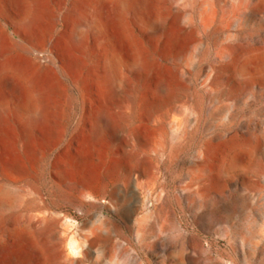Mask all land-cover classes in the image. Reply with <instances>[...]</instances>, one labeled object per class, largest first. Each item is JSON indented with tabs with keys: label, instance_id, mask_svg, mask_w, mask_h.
<instances>
[{
	"label": "rangeland",
	"instance_id": "rangeland-1",
	"mask_svg": "<svg viewBox=\"0 0 264 264\" xmlns=\"http://www.w3.org/2000/svg\"><path fill=\"white\" fill-rule=\"evenodd\" d=\"M45 1L15 35L22 11L0 0V264H43L9 208L51 225L58 264H264L257 0H87L70 16L78 0ZM161 16L180 41L167 42ZM27 77L46 106L34 123ZM100 109L111 123L97 131ZM231 137L260 146L233 162Z\"/></svg>",
	"mask_w": 264,
	"mask_h": 264
},
{
	"label": "bare ground",
	"instance_id": "bare-ground-1",
	"mask_svg": "<svg viewBox=\"0 0 264 264\" xmlns=\"http://www.w3.org/2000/svg\"><path fill=\"white\" fill-rule=\"evenodd\" d=\"M86 2H87V0H78V2H74L72 4V9L67 10V15L70 16L72 14V12H74L75 9L85 10L83 7L84 6L86 7ZM16 4L18 5L19 10H21L22 12H21V19L11 21V25L14 28L13 30H14L15 35L20 33L19 29H25L22 31L26 32L27 29H30L32 26H34L36 23H38V21H40V19L43 17L44 13L47 12V10H48V6H47V3L45 0H16ZM255 7L257 9L264 10V0H257ZM158 17H160V16H158ZM83 23H84V19L81 18L78 26H82ZM159 23H160L159 26H161V29H162L161 32H163L162 34L166 37V40L168 43L172 44V43H177L178 41H180V38L173 33L172 27L170 25L166 27V25L164 23V19L162 16L159 20ZM147 26L150 28L152 27L153 30H155L154 28H155L156 24L155 23H150V24L148 23ZM75 30H78V28H75ZM1 33H2V31L0 29V40H1ZM75 34H76V31H72L70 33V41L69 42L73 43L76 41ZM12 47H13V49H18V50L23 51V52L26 51L25 46H21V45L15 44V43L12 44ZM251 56H252V54H251ZM112 71H113L112 70V64L110 62H106L104 65V80H105V85L107 87L110 86V84H112V82H111V80H112L111 78L113 76ZM28 77H27V79H28ZM28 84H29L30 89L32 90L31 92H33L35 94V97L39 101V106H40V110L36 113V116L28 119L29 123H34V122L42 120L44 114L46 113V106L42 102V92H41L40 87L35 83V81L33 79H28ZM164 88H165V83L162 81L161 85L159 87V90L162 91V90H164ZM96 114H97L96 115L97 131H101L103 129L109 128L111 122H110V118L107 115V113L105 112V110L100 109ZM249 140H250L249 138H248V140H241L237 137H231L224 142L222 141L224 143L223 144V150L225 151L224 153H226L225 159L229 158L233 162H235V160H237V162H238V159H236V157H237V154L239 152H242V154H244L242 150H244L245 154L247 152H249V153L251 152L250 155H252V152L254 150L258 149V147L260 145L253 142V141H249ZM221 145L222 144H220V146ZM222 153H223V151H222ZM126 161H127V159H126ZM237 162H236V164H237ZM232 164H234V163H232ZM125 167H126L125 169H127L129 171L137 168L136 165L132 162V160H128L126 162ZM141 168L142 167H140V169ZM224 172H226V171H224ZM5 193H6L5 190L0 187V196L1 197L5 196ZM2 212L6 213L3 216H6L7 218H13L14 221L20 225L21 231L24 233V235L27 236L28 238H30L35 243L37 250L41 256V259L43 261V264H58V258L56 256L55 252L53 251V248H52L50 240H49V232L51 230L50 224L43 229H36L35 226L30 222L19 223V219L22 216V212L14 211L11 208H9L8 210H3ZM178 258H180V256H178ZM180 260L181 259H179L177 263H181Z\"/></svg>",
	"mask_w": 264,
	"mask_h": 264
},
{
	"label": "built area",
	"instance_id": "built-area-1",
	"mask_svg": "<svg viewBox=\"0 0 264 264\" xmlns=\"http://www.w3.org/2000/svg\"><path fill=\"white\" fill-rule=\"evenodd\" d=\"M209 77H210V76H209ZM208 81H209V78H207V79L205 80L204 84H207Z\"/></svg>",
	"mask_w": 264,
	"mask_h": 264
}]
</instances>
